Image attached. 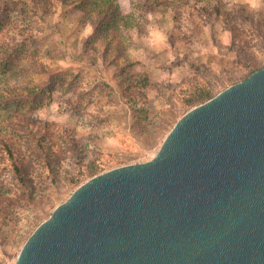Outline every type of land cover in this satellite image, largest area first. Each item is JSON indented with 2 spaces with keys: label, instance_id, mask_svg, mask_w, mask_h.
Listing matches in <instances>:
<instances>
[{
  "label": "rangeland",
  "instance_id": "rangeland-1",
  "mask_svg": "<svg viewBox=\"0 0 264 264\" xmlns=\"http://www.w3.org/2000/svg\"><path fill=\"white\" fill-rule=\"evenodd\" d=\"M113 1L117 11L103 30L118 26L120 46L108 54L102 31L82 20L84 3L44 11L40 0H8L0 9V133L20 151L29 187L0 140V264H14L81 184L153 159L190 109L264 67V0H222L228 11L250 7L260 24L237 17L235 38L221 18L198 12L196 26L186 13L174 23L172 10ZM41 142L55 146L51 165Z\"/></svg>",
  "mask_w": 264,
  "mask_h": 264
},
{
  "label": "water",
  "instance_id": "water-1",
  "mask_svg": "<svg viewBox=\"0 0 264 264\" xmlns=\"http://www.w3.org/2000/svg\"><path fill=\"white\" fill-rule=\"evenodd\" d=\"M14 264H264V67L190 109L153 159L81 184Z\"/></svg>",
  "mask_w": 264,
  "mask_h": 264
},
{
  "label": "trees",
  "instance_id": "trees-1",
  "mask_svg": "<svg viewBox=\"0 0 264 264\" xmlns=\"http://www.w3.org/2000/svg\"><path fill=\"white\" fill-rule=\"evenodd\" d=\"M41 3L47 6V9L44 8V11L51 10L55 8L56 10H66L71 6L79 5L84 3L83 16L82 20L87 22L86 24L92 27V29H99L103 33L102 42L107 44L106 53L113 51L117 44L120 46V41L118 39L117 43V34L118 26L111 25L108 29L103 30L104 19L107 16L111 21L112 16L117 11V6L114 4L113 0H40ZM146 2V7L151 10L153 13L160 14L168 10H172L174 13L172 22H178L181 20L182 16L188 13V18L190 21L194 22V25H198L197 22L198 12H201V18H206L207 20H212L215 18H221L229 24L228 30L232 33L233 38L237 36L239 32V27L237 24V17H241L246 20L250 25L256 24V27L260 29V24L256 23L253 14L250 10V7L242 5L240 9L236 11L226 10V5L222 0H144ZM8 0H0V9L7 5ZM39 3V5H41ZM110 21L106 22L108 25ZM125 26H131V24L125 20H122ZM114 24V23H113ZM22 35H26L29 38H34V35L27 29L21 27H15ZM264 38V36H263ZM24 89H20V94H23ZM206 94L197 95L195 98L190 100V103H195L199 99H202ZM20 124L25 126H32V124L25 120V118L20 121ZM0 140L3 146V149L8 153V158L12 160V166L24 183V185L29 189L27 182H25V172H27V167L23 162V159L20 157V151L16 149L15 144L3 134L0 133ZM43 144V142H41ZM52 144V143H51ZM43 151L47 154V161L49 165L55 162L54 159H59L56 153L49 152L52 148L54 150L55 146L52 145H42ZM2 154V153H1ZM77 182V179L73 180Z\"/></svg>",
  "mask_w": 264,
  "mask_h": 264
}]
</instances>
